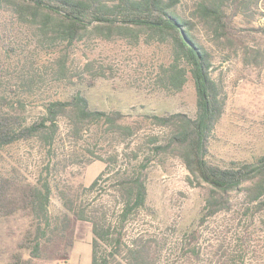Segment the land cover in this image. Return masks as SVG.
I'll list each match as a JSON object with an SVG mask.
<instances>
[{"label":"trees","instance_id":"obj_1","mask_svg":"<svg viewBox=\"0 0 264 264\" xmlns=\"http://www.w3.org/2000/svg\"><path fill=\"white\" fill-rule=\"evenodd\" d=\"M194 2L193 11L187 14L179 9L181 0H0V221L16 215L28 221L22 234L26 242L20 248L29 250V257L22 251L14 253L11 264H34L59 242H65L62 255H67L73 246V218L92 225L90 264H162L165 240L149 228H131L139 216L152 213L148 205L150 154L179 156L210 187L208 215L230 208L234 192L243 194L247 208L264 209V153L255 160L228 165L209 158L210 138L225 108L213 48L228 55L248 51L234 22L259 0ZM9 13L14 26L2 17ZM21 24L32 28L37 48L94 36H119L135 42L142 35L159 42L170 40L171 59L159 65L155 82L160 89L179 92L191 78L197 94L195 116L152 113L134 120L135 124L125 121L119 110L91 108L84 92L72 89L84 77L70 67L69 54L60 52L44 70L37 59L30 62L31 54L17 40ZM198 24L206 37L194 31ZM56 81L64 83L57 94L38 95ZM40 98L41 109L36 110ZM147 120L165 133H161L163 139L158 134L148 139L154 145L143 158L142 145L133 155L126 153L127 158L116 145L108 155L77 150L86 134L120 142L138 134ZM62 133L70 141L69 149L60 146ZM32 141L44 149L45 158L38 177L28 180L17 176L14 167H6L4 161L11 148ZM76 158L84 165L100 159L105 167L90 184L75 185L61 170L66 171ZM54 190L64 208L59 213L50 210ZM249 240L247 234L238 236L235 247L219 252L220 264H246L249 250H256ZM199 247L191 251L195 263L204 264Z\"/></svg>","mask_w":264,"mask_h":264},{"label":"rangeland","instance_id":"obj_2","mask_svg":"<svg viewBox=\"0 0 264 264\" xmlns=\"http://www.w3.org/2000/svg\"><path fill=\"white\" fill-rule=\"evenodd\" d=\"M194 1L181 0L179 9L190 14ZM2 17L9 26L15 25L10 13ZM234 23L239 27L238 37L247 41L248 51L240 49L238 54L228 55L227 51L213 48L217 53L215 76L225 95V108L210 138L209 158L220 165L252 161L264 153V0H259L245 15L239 14ZM18 29L17 40L31 54L29 61L37 59L43 70L60 52L69 54L70 67L75 74L84 77V82L81 78L76 80L72 89H81L93 109L119 110L128 123H135L134 120L152 113L196 114L197 94L191 78L179 92L163 90L156 85L159 65L171 59L170 40L159 42L142 35L135 42L119 36L112 39L94 36L72 44L61 42L56 46L37 48V37L32 28L21 24ZM194 31L206 37L201 24L196 25ZM58 83L48 84L46 92L38 95L57 94L64 86V83ZM36 101L35 109L40 110L43 100ZM161 133H165L164 128L147 120L138 134L120 142L110 143L100 135L86 134L77 150L90 149L88 154L93 151L108 155L107 152H112V146L116 145L126 157V153L133 155L142 145L141 148H145L140 154L143 158L154 145L148 139L157 134L163 139ZM69 145V139L62 133L60 146L69 149ZM44 153V149L33 141L21 143L11 148L10 153H5L4 165L14 167L17 176L33 180L39 175ZM150 155L148 205L152 213L139 216L131 228H149L165 240L162 264H196L191 251L193 246H200L204 264H220L219 252L235 247L238 236L246 234L251 249H256L254 252L249 250L246 264H264V209L247 208L243 194L234 192L230 195V208L208 215L210 187L193 175L179 156ZM76 161L80 159L76 158L66 171L61 170L75 185L90 184L105 167L100 159L85 165ZM63 209L59 194L54 190L50 210L59 213ZM27 223L18 215L0 221V264H11V255L21 251L29 257V250L20 248L26 242L22 234ZM92 238L91 223L73 218V246L67 255H62L65 242H59L35 259L34 264H90Z\"/></svg>","mask_w":264,"mask_h":264}]
</instances>
